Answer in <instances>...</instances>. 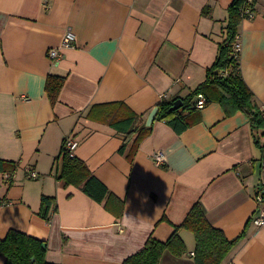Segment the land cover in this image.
Masks as SVG:
<instances>
[{
  "label": "crops",
  "instance_id": "0c3cea01",
  "mask_svg": "<svg viewBox=\"0 0 264 264\" xmlns=\"http://www.w3.org/2000/svg\"><path fill=\"white\" fill-rule=\"evenodd\" d=\"M233 2L0 0V161L16 164L11 184L0 174V239L16 230L41 240L50 264H122L149 238H169L200 202L228 240L243 235L222 264H264V226L253 222L264 127L252 130L245 114L226 117L213 102L181 134L154 119L130 161L132 141L119 153L123 136L90 117L93 107L124 103L145 125L162 98L190 94L217 57ZM66 31L75 45L51 61L48 50ZM238 38L242 79L264 105V0L241 21ZM50 75L65 78L55 106L45 90ZM68 136L78 142L74 156L124 202L120 216L57 179ZM156 151L164 152L163 164L152 159ZM27 168L38 177L27 178ZM44 196L53 199L48 218ZM179 235L187 253H165L161 264H193L194 236Z\"/></svg>",
  "mask_w": 264,
  "mask_h": 264
},
{
  "label": "trees",
  "instance_id": "16d2710c",
  "mask_svg": "<svg viewBox=\"0 0 264 264\" xmlns=\"http://www.w3.org/2000/svg\"><path fill=\"white\" fill-rule=\"evenodd\" d=\"M243 0H234L229 9V20L224 30L225 38L218 46V54L214 63L206 70L205 80L186 97L167 100L162 98L156 105L158 112L155 120L163 121L177 134L201 121L200 110L195 107L196 98L203 95L206 104L218 103L226 117L241 112L245 114L252 130L264 127V119L260 108L254 103L253 94L243 81L240 72V54L234 51L237 42L238 27L242 21L239 7ZM65 84V78L55 75L47 77L46 93L52 106L58 102L59 94ZM181 100L182 106L172 110L175 101ZM95 111L102 113L98 116ZM105 121L123 136L119 153H125L126 147L132 141L127 153L132 161L142 140L151 130L145 127L143 116L133 113L124 103H110L93 107L90 117ZM89 117V115H88ZM58 166L56 177L59 181L80 188L92 200L103 203L110 212L120 216L124 210V202L113 196L108 189L90 172L87 165L66 148L64 139L60 153L56 158ZM16 164L0 161V174H13ZM12 178V175H11ZM10 178V179H11ZM10 179L6 180L8 184ZM264 198V193H263ZM52 198H42V216L48 218V206ZM1 205V204H0ZM180 230H187L194 236L195 248L193 264H222L234 245L243 235L228 240L222 231L214 228L207 220L201 203H196L189 211L185 220L164 241L154 237L149 238L146 245L138 253L124 260L122 264H161L162 256L169 253L175 258H181L187 253L184 241L179 235ZM43 242L25 233L11 230L4 239H0V255L5 258V264H50L46 261V249ZM191 256V255H190Z\"/></svg>",
  "mask_w": 264,
  "mask_h": 264
},
{
  "label": "built area",
  "instance_id": "2783aa9c",
  "mask_svg": "<svg viewBox=\"0 0 264 264\" xmlns=\"http://www.w3.org/2000/svg\"><path fill=\"white\" fill-rule=\"evenodd\" d=\"M257 0H243L241 6L239 7V15L244 19H252L255 16V5H256ZM75 35L72 31H66L65 34L62 37L61 40V45L59 47H51L48 50V58L51 61H59L62 57L63 54L60 51V49H67V48H73L75 45ZM234 51L238 54L241 52V43L239 38L237 37V42L234 45ZM206 106V99L204 98L203 95H199L196 98L195 101V107L197 109H202ZM260 112L262 113L263 119H264V105L259 106ZM66 142V148L70 151L71 154L74 155V150L78 146V142L73 139L71 136H68L65 138ZM152 159L154 162L157 164H163L165 162V156L163 151H156L152 155ZM261 169L264 173V163L261 165ZM26 176L29 179H36L38 177V173L31 169L27 168L25 169ZM11 178V174L7 173L5 174V179L8 180ZM263 193H264V176L261 180L260 183V189L259 192L256 194V202H257V210L256 214L254 215L253 222L256 225V227H262L264 226V198H263ZM191 256L194 255L193 252L190 253Z\"/></svg>",
  "mask_w": 264,
  "mask_h": 264
},
{
  "label": "water",
  "instance_id": "95a60500",
  "mask_svg": "<svg viewBox=\"0 0 264 264\" xmlns=\"http://www.w3.org/2000/svg\"><path fill=\"white\" fill-rule=\"evenodd\" d=\"M181 106H182V102H181V100H177V101L174 102V104H173V106H172L171 109H172V110H176V109L180 108ZM157 112H158V108L155 107V108L150 112V114L147 116V119H146V121H145V126H146V127H150V126H151V124L153 123V121H154V119H155V117H156V115H157ZM42 247L45 248V244H44V243L42 244Z\"/></svg>",
  "mask_w": 264,
  "mask_h": 264
},
{
  "label": "rangeland",
  "instance_id": "374dc122",
  "mask_svg": "<svg viewBox=\"0 0 264 264\" xmlns=\"http://www.w3.org/2000/svg\"><path fill=\"white\" fill-rule=\"evenodd\" d=\"M186 245V244H185ZM187 248V247H186ZM191 257V259L193 260V258H192V256H190ZM192 260H190L191 262H192Z\"/></svg>",
  "mask_w": 264,
  "mask_h": 264
}]
</instances>
